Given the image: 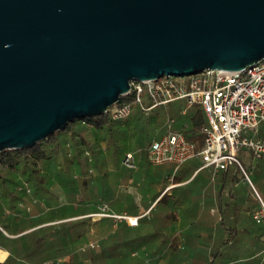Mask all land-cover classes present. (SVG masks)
Segmentation results:
<instances>
[{
	"label": "trees",
	"instance_id": "obj_1",
	"mask_svg": "<svg viewBox=\"0 0 264 264\" xmlns=\"http://www.w3.org/2000/svg\"><path fill=\"white\" fill-rule=\"evenodd\" d=\"M129 100L132 96L120 97L118 104ZM153 109L147 112L146 97L125 118L112 119L109 112L74 118L62 130L31 147L0 152V247L9 251L8 262L39 264L50 260V264H87L88 260L92 264L100 257L104 264H207L212 257L213 262L222 258L221 264H264V221L258 222L253 216L260 204L247 183L234 187L242 177L237 166H233L234 173L217 176L214 197L209 204L205 203L206 212L198 215L188 208V195L200 179L199 171L182 188L179 197L173 192L162 194L164 186L147 189V180H158L148 174L147 180L142 181L137 173L138 178L129 184L136 171L122 165L123 154L135 151L141 159L168 113L166 107L157 112ZM183 117L177 128L198 151L204 145L205 116L194 104ZM194 160L187 168L189 176L200 165L198 158ZM108 164L114 176L121 175L130 185L131 211L147 194L152 201L159 198L150 210L151 215L140 217L136 226L120 220L113 228L112 218L93 220L89 215L98 211V203H103L100 200H119L126 195L120 184L106 187L98 180V186V178H92V171L105 177L109 172L103 165ZM173 179L180 182L182 175L174 174ZM91 184L97 186L100 200L78 201V205H85L84 209H76L71 204L75 200L67 203L63 198L65 194L75 198L80 186L87 189ZM52 195L56 201L60 198L55 209L48 202ZM211 208L217 211L211 214ZM78 215L87 216L77 221L66 220ZM92 221L97 225L96 233L102 235L101 243L96 245L86 240ZM49 222L54 223L39 226ZM105 224H109L106 229ZM173 224H178L176 233L168 229ZM36 226L39 227L29 230ZM147 227L156 231L149 236L151 245L167 256L163 263L147 262Z\"/></svg>",
	"mask_w": 264,
	"mask_h": 264
},
{
	"label": "water",
	"instance_id": "obj_2",
	"mask_svg": "<svg viewBox=\"0 0 264 264\" xmlns=\"http://www.w3.org/2000/svg\"><path fill=\"white\" fill-rule=\"evenodd\" d=\"M264 58V0H0V152L113 109L131 81Z\"/></svg>",
	"mask_w": 264,
	"mask_h": 264
},
{
	"label": "built area",
	"instance_id": "obj_3",
	"mask_svg": "<svg viewBox=\"0 0 264 264\" xmlns=\"http://www.w3.org/2000/svg\"><path fill=\"white\" fill-rule=\"evenodd\" d=\"M130 86L128 96H132L131 101L135 104H141L146 94L150 101L147 112L160 105L183 101L179 106L182 115L187 113L188 107L197 104L205 116L204 145L198 151L183 132L173 128L174 120L167 117L165 132L152 139L146 148L149 163L153 166L171 163L176 169L198 156L202 161L200 169H210L213 177L219 171L237 166L242 181L250 186L260 204L253 216L258 222L264 221V200L239 158L242 148L248 149L253 158H264V140H253L248 136L256 135L264 126V58L241 70L207 69L188 76H160L159 82L157 79L135 80ZM131 110V104L126 102L117 103L107 112L112 119H122ZM122 165L128 169L137 168L134 151L125 152ZM89 215L125 220L132 226L137 225L141 217L108 212L105 204ZM50 263L46 260L39 264Z\"/></svg>",
	"mask_w": 264,
	"mask_h": 264
},
{
	"label": "rangeland",
	"instance_id": "obj_4",
	"mask_svg": "<svg viewBox=\"0 0 264 264\" xmlns=\"http://www.w3.org/2000/svg\"><path fill=\"white\" fill-rule=\"evenodd\" d=\"M146 97H147L146 94H144L143 95V99L145 100ZM128 102L131 104L132 107H134L136 105L131 100H129ZM181 103H183V101H175V102H171V103H169L167 105L157 106V107H155L153 109L154 112L159 111L163 107H166V109L168 110V113L166 114V117H165V119H164V121L162 123L161 128H157L155 130V135L156 136L154 138L160 137L165 132L164 122H165L167 117H170V118H172L174 120L173 128L175 130H178V128H177L178 126L177 125L179 124V122H182L183 118H184L183 115L180 113L179 106H180ZM148 104H150V101H147V105ZM248 136L250 138H252L253 140H264V126H261L259 128V131H258V133L256 135L248 134ZM135 154H136V152H135ZM239 158H240V160H241V162L243 164V167L249 173L250 179L253 182L254 186L257 188L259 193L264 197V164L262 163L264 158H253L252 155L250 154V151L248 149H246V148H242L240 150ZM136 161H137V164H139L141 162V164H142L141 168L144 169V170H147V174L148 175L153 176L155 180H156L155 177L158 178L157 182L156 181L151 182L150 180H147V189L157 187L159 185L158 182L162 183V182H164L165 179H166V182H169V179H171L174 174L181 175V174H183L186 171V163L184 165H180L176 169H175V165L171 164V163H167V164L159 165V166H153L148 161L147 152L146 151L143 153V156H142L141 159L137 158V155H136ZM103 167L108 168L107 171L109 173L106 174L105 177H102L101 174H98L97 172L92 171V172H90L92 178H98V179H95V180L96 181L99 180L102 183H105L106 187L115 185L117 183L120 184V188L121 189L125 188L124 191H125V194H126L121 199L112 200V201L100 200V197L98 196V188H97V186H95V184H91L87 189H83L80 186L79 187V192H78V194H77V196L75 198H72V197H70L67 194H65V196L63 198L66 200L67 203L71 202L70 200H75V201H72L71 204H73V206L76 209H79V207H81L80 209H84L85 208L84 204L83 205L82 204L78 205V201H80V200H82V201H93L95 199V200H98V201L100 200L99 202H103V203H98L97 207H99V206L102 207L105 204L108 212H111V213L114 212L116 214H130L131 213V209L133 207V204H132L131 199L129 197V195L132 194V192L130 191V185H128V184L126 185V183H125V181H124V179L122 178L121 175H115L114 176L112 174L113 168L111 167V165H109V164L105 165V166L103 165ZM232 170H233V168H231L230 172ZM165 171L168 172L167 176L165 174ZM137 173L139 174V172H136L134 177L129 178V182H130L129 184L132 183L134 178H138ZM153 174H155V176ZM240 180L242 181L241 178H240ZM99 181L96 182L98 186H100ZM24 185H25L26 188H30L31 189L30 185H28L26 183H24ZM29 194H32V190L29 192ZM34 198L35 197H33V199ZM59 199H58V201H59ZM56 200L57 199H55L54 195L48 197V202L53 204L54 209L57 208L58 201H56ZM19 206H21V205H19ZM22 207H23V205H22ZM214 210L217 211L216 208L213 209V212H214ZM40 214L42 216L45 213H40ZM218 214H219V217L221 218V214L219 212H218ZM87 215H78V216H75V217H72V218H67L66 220L72 219V220L77 221V220H80V219H85L86 218L85 216H87ZM92 218H93V220H97L100 217L92 216ZM118 222L119 221L116 222L115 220L112 221L113 228L117 227L116 223H118ZM51 223H54V222L44 223V224H41L39 226L46 225V224H51ZM88 225H89L90 229H89V232H88V234L86 236V238H87L86 240L90 242L89 244L96 245V244L101 243L102 235L100 233H96L95 230L97 229V225H95V222L92 221ZM177 226H178V224H177ZM108 227H109V224L103 225L104 229H106ZM154 232L156 233L155 229L151 230L149 227H147V240H144V242H147V262L163 263V260L167 256L163 253V251H159L156 247H153L151 245V239H150L149 235L154 233ZM132 233L133 232H131V233L129 232L130 235ZM133 234H135V233H133ZM234 235L235 234L233 233L231 239H234ZM111 237H114L113 239H115L116 236H111ZM113 239H110V241H112ZM119 250H122V249L119 248ZM263 258H264V255H263ZM221 259L219 261H218V259H216L213 262L212 261V257H211V258H209V261L207 262V264H221ZM103 260L104 259L100 258V257L96 258L93 261L92 264H104ZM87 264H90V262H88V260H87ZM114 264H116V262Z\"/></svg>",
	"mask_w": 264,
	"mask_h": 264
},
{
	"label": "crops",
	"instance_id": "obj_5",
	"mask_svg": "<svg viewBox=\"0 0 264 264\" xmlns=\"http://www.w3.org/2000/svg\"><path fill=\"white\" fill-rule=\"evenodd\" d=\"M136 157V154H135ZM194 158H198L200 161V165L194 170V172L189 176V171L187 170V168L189 167V165L193 162H195ZM193 159V160H192ZM137 162V161H136ZM186 163V171L181 174L182 175V181L175 183L173 176L171 179H169V182H166V179L164 180V182L160 183L157 188L164 186V190L162 191V194L164 192L167 193H171L173 192V194L177 197L180 196V194H182V188L185 187L186 184H188L190 182V180L193 178V176L199 171V180L196 182V184L191 188V191L189 192L188 197H190V201L188 203L189 205V209L192 211V213L194 214H200V212H202L204 210V212H206L205 210H207V208H204L205 203L209 204L211 201V198L214 197V193L216 192L217 188L215 186V182H216V178L219 174H223L224 177L227 176V174L230 172L231 168H233V166H231L227 171H219L217 172V174L213 177L212 173L210 171V169L208 168H202L201 164V158L196 156L193 157L191 159H189L187 162H184L182 165H184ZM140 167V168H139ZM142 164L141 162L139 164H137V168L136 169H129V170H135L136 172H139V177L141 178L142 181H146L147 180V170H144L141 168ZM128 169V168H127ZM146 169V168H145ZM167 171H165V174L167 176ZM232 173H234V171H232ZM209 176V180L207 179ZM166 178V177H165ZM207 182V184H206ZM241 183H244L243 181L239 180L238 182L234 183V187L235 188H240ZM264 198V197H263ZM159 198H157L156 200L152 201L150 198V195L147 194V196H143L140 199V203L138 204V206L135 208V211H131L130 214L128 215H133V216H144L147 215L148 216L151 215V208L155 205L156 201ZM257 205V209H258ZM255 208V210H256ZM114 213V212H112ZM163 213V212H162ZM210 213H213V208L210 209ZM98 220V219H97ZM120 221V220H118ZM98 222V221H96ZM39 226L33 227L29 230L35 229ZM178 228L177 224H173L172 226H170L168 229H170L169 231L173 233L175 231V229ZM26 232V231H25ZM165 232H167V229L165 230ZM24 233V232H23ZM22 234V233H21ZM9 251L1 248L0 247V264H22V260L19 262H8V257H9ZM25 263V262H23Z\"/></svg>",
	"mask_w": 264,
	"mask_h": 264
}]
</instances>
